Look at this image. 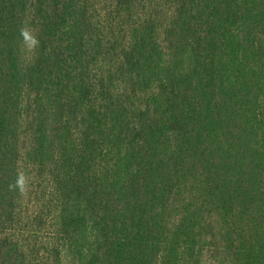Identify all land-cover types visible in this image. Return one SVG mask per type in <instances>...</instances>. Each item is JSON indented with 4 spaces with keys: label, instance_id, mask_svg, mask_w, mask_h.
I'll return each mask as SVG.
<instances>
[{
    "label": "trees",
    "instance_id": "1",
    "mask_svg": "<svg viewBox=\"0 0 264 264\" xmlns=\"http://www.w3.org/2000/svg\"><path fill=\"white\" fill-rule=\"evenodd\" d=\"M0 264H264V0H0Z\"/></svg>",
    "mask_w": 264,
    "mask_h": 264
},
{
    "label": "clouds",
    "instance_id": "2",
    "mask_svg": "<svg viewBox=\"0 0 264 264\" xmlns=\"http://www.w3.org/2000/svg\"><path fill=\"white\" fill-rule=\"evenodd\" d=\"M20 35L23 40L24 48L27 52H35L39 48L40 41L34 34L32 27L25 23L20 28ZM28 178L22 172H18L16 179L8 185L10 191L18 192L19 195L23 196L27 191Z\"/></svg>",
    "mask_w": 264,
    "mask_h": 264
}]
</instances>
